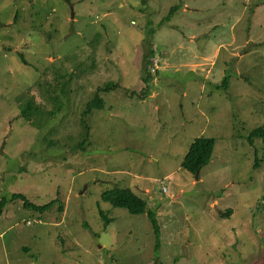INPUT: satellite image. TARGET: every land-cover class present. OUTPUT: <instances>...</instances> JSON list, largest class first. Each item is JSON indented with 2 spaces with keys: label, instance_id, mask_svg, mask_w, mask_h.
Segmentation results:
<instances>
[{
  "label": "rangeland",
  "instance_id": "rangeland-1",
  "mask_svg": "<svg viewBox=\"0 0 264 264\" xmlns=\"http://www.w3.org/2000/svg\"><path fill=\"white\" fill-rule=\"evenodd\" d=\"M56 72L73 73L63 109L37 126L19 109ZM263 124L264 0H0V264H264ZM114 186L158 239L100 198Z\"/></svg>",
  "mask_w": 264,
  "mask_h": 264
},
{
  "label": "trees",
  "instance_id": "trees-1",
  "mask_svg": "<svg viewBox=\"0 0 264 264\" xmlns=\"http://www.w3.org/2000/svg\"><path fill=\"white\" fill-rule=\"evenodd\" d=\"M174 8H176V6H173L170 9V12ZM170 12H168V14L165 15L164 18H167V16L171 14ZM60 74L62 73L56 72L52 80L50 78L48 81H46L47 83H43L45 104H38L33 101L34 99H28L23 101L24 104L19 109V112L25 120L34 123L37 126H41L44 120H46L47 118H52L58 111L63 109L64 103L63 100L60 101L58 92L64 93L67 91V86L69 85V82L73 79V73L66 72L65 74ZM147 77L148 75H146L145 79ZM113 87H117V84L108 82L104 84V86L97 87L94 96L88 100L86 107L82 110L81 125L85 131V137L82 139V141H86V137L89 134V125L87 123L86 116L93 109L104 108L105 102L104 99L99 96V91L107 92ZM48 104L49 106L51 105L50 108H47ZM254 136L261 137L262 147L264 150V124L254 128L252 133L248 135V140L253 142ZM212 147V137L204 135L195 137L191 142L188 154L186 155L185 160L182 163V167L192 173H195L203 165L207 164V161L212 152ZM10 197L11 199H20L24 207L31 208L33 210H38L41 212L49 209L51 207L50 205H53V203L56 201V199H54L43 204H33L32 202H29L20 193H12ZM100 198L103 201L110 203L113 207L124 208L132 214H140L145 212L153 228V234L158 239L159 226L157 217L154 216L153 211L145 208V200L136 193H134L130 188L114 186L102 191L100 194ZM3 199L4 200H0V210L6 203V199ZM59 209H62V207H59ZM98 213L104 219V225H106L112 219L111 217L106 215L105 211H103L99 207Z\"/></svg>",
  "mask_w": 264,
  "mask_h": 264
}]
</instances>
